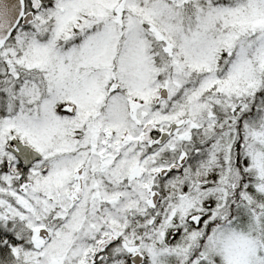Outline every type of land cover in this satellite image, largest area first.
<instances>
[{
	"label": "snow or ice",
	"instance_id": "snow-or-ice-1",
	"mask_svg": "<svg viewBox=\"0 0 264 264\" xmlns=\"http://www.w3.org/2000/svg\"><path fill=\"white\" fill-rule=\"evenodd\" d=\"M0 264H264V0H0Z\"/></svg>",
	"mask_w": 264,
	"mask_h": 264
}]
</instances>
